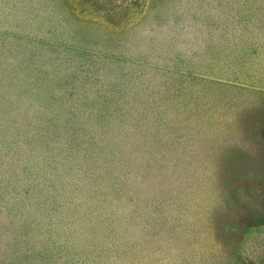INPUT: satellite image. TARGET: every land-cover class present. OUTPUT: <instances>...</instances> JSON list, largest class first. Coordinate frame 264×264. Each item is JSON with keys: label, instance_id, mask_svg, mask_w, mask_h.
Wrapping results in <instances>:
<instances>
[{"label": "rangeland", "instance_id": "374dc122", "mask_svg": "<svg viewBox=\"0 0 264 264\" xmlns=\"http://www.w3.org/2000/svg\"><path fill=\"white\" fill-rule=\"evenodd\" d=\"M0 264H264V0H0Z\"/></svg>", "mask_w": 264, "mask_h": 264}]
</instances>
